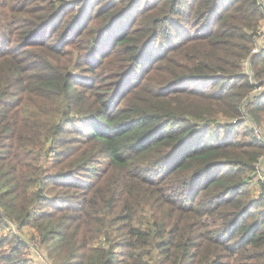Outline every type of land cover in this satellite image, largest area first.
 Instances as JSON below:
<instances>
[{
  "label": "trees",
  "instance_id": "obj_1",
  "mask_svg": "<svg viewBox=\"0 0 264 264\" xmlns=\"http://www.w3.org/2000/svg\"><path fill=\"white\" fill-rule=\"evenodd\" d=\"M263 37L264 0H0V223L52 264H264Z\"/></svg>",
  "mask_w": 264,
  "mask_h": 264
},
{
  "label": "rangeland",
  "instance_id": "obj_2",
  "mask_svg": "<svg viewBox=\"0 0 264 264\" xmlns=\"http://www.w3.org/2000/svg\"><path fill=\"white\" fill-rule=\"evenodd\" d=\"M263 39H264V37H263ZM245 72L253 73V71L251 70V63L250 64H248V62L245 63ZM263 92H264V88L261 90L260 93H263ZM258 128L260 129L261 133L263 134V135L261 134V136H264V115H262V117H261V126H259ZM243 131L244 130L241 131V134ZM254 133H256V132L254 131ZM256 135H257V133H256ZM249 138H250V136H247V137L241 136V139L247 140ZM52 149H54V148H52ZM5 150H3V151H5ZM262 158H263V156H262ZM55 161H56V158L54 156V153L50 152V150L39 151L35 154L34 153L32 154L31 152L28 151L24 157L23 167L26 169V171H29L31 169V167H34V166H36L37 168H40L42 166H47L48 168H50V170H52L53 169L52 166L55 165L54 164ZM104 163H106V162H104ZM12 164H16V166H17L20 164V162L16 158V160L14 162H12ZM103 164H99V167L104 168ZM254 176L258 177V179H259V174L254 173L252 178H251V182H252ZM2 179L4 182V181H7L9 178L3 177ZM261 187L264 191V186L261 185ZM255 195H257L256 192H255ZM46 207L49 208V204H46ZM5 224H6L5 222L0 223V252L1 251L2 252L9 251L11 248V245H12L11 241L12 240L14 241L15 235H19L21 238H23V240H26L28 242V247L23 248V249H24V252L26 253L27 258H29V263H31V264H52L51 260L48 261L46 258H44L43 249L41 250V248H40L41 244H40L39 234L35 228L32 227V228H25V229H19V228L17 229L16 227H14V228H9V231H7ZM41 251L43 253H41Z\"/></svg>",
  "mask_w": 264,
  "mask_h": 264
},
{
  "label": "built area",
  "instance_id": "obj_3",
  "mask_svg": "<svg viewBox=\"0 0 264 264\" xmlns=\"http://www.w3.org/2000/svg\"><path fill=\"white\" fill-rule=\"evenodd\" d=\"M259 50H260V45H258L257 47L254 48L253 53L259 52ZM248 74H251V73L248 72ZM263 88H264V83L261 85L259 83V85H257V88L254 90V92H257V93L261 92V90ZM255 132L257 133L258 137H261L264 139V136H261L262 133L258 127H255ZM262 159L263 158L261 157L260 160H262ZM255 173L259 174V179H258V177L254 176L251 184H252V187L255 189L256 193L258 195H260L264 192L262 187H261V185L264 186V166H263L262 162L261 163L258 162V164L256 165V172Z\"/></svg>",
  "mask_w": 264,
  "mask_h": 264
}]
</instances>
